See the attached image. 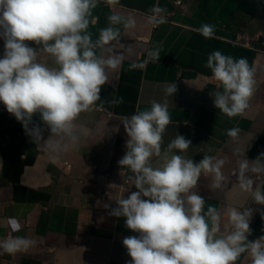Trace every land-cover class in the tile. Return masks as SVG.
Listing matches in <instances>:
<instances>
[{
  "label": "crops",
  "instance_id": "obj_1",
  "mask_svg": "<svg viewBox=\"0 0 264 264\" xmlns=\"http://www.w3.org/2000/svg\"><path fill=\"white\" fill-rule=\"evenodd\" d=\"M153 13L159 16L154 26ZM111 14L133 22L114 26L120 33L111 52L107 47L96 49L119 62L106 67L99 98L78 114L80 134L69 147L53 156L33 143L0 103V239L19 235L34 241L15 253L0 252V264H125L131 260L122 238L137 233L124 225L123 216L109 212L116 206V195L123 192L126 197L136 190L129 170L117 163L126 151L123 122L153 100L167 103L170 121L162 133L161 154L150 157V163L159 166L171 154L165 146L177 134L190 140L183 150L186 158L198 161L208 154L222 159V186L213 188L212 175L202 174L194 190L204 197L206 208L218 210L224 231L231 228L227 209L236 206L252 210L248 238L264 235V205L242 191L236 180L240 159H247L250 166L264 164V0H96L86 29L92 40L109 24ZM202 24L213 26L210 37L201 35ZM153 48L159 50L157 59L147 55ZM214 49L245 57L253 69L248 106L231 117L216 109L210 95L222 87L205 66ZM40 55L52 63L46 54ZM173 81L176 90L166 97L163 89ZM32 119L46 138L47 126L38 114ZM230 128L237 129L235 137L227 134ZM247 175L253 188L259 186L264 192V172L249 170ZM8 217L19 222L18 231L9 228ZM234 264H249V257L241 253Z\"/></svg>",
  "mask_w": 264,
  "mask_h": 264
},
{
  "label": "clouds",
  "instance_id": "obj_2",
  "mask_svg": "<svg viewBox=\"0 0 264 264\" xmlns=\"http://www.w3.org/2000/svg\"><path fill=\"white\" fill-rule=\"evenodd\" d=\"M95 4L96 0H0V103L21 123L33 143L53 156L78 139V114L99 98L106 67L119 62L116 56L98 54L96 49L107 47L111 52V44L120 33L114 26L133 22L111 14L109 24L92 40L86 29ZM199 31L210 37L213 26L202 24ZM41 53L52 63L42 60ZM147 55L157 59L159 50L150 49ZM205 66L222 86L210 92L216 109L230 117L242 113L254 83L247 59L214 49ZM175 90L173 81L163 92L167 97ZM33 114L47 126L46 138L41 125L33 122ZM169 121L167 103L153 100L148 108L133 112L123 122L126 151L117 163L129 170L136 190L126 197L123 192L116 195V206L109 214L123 216L124 225L137 233L122 238L131 257L125 264H234L241 253L247 254L249 264H264V235L248 238L252 210L229 207L227 223L231 228L224 231L218 210L206 208L204 197L194 190L202 174L212 175L213 188L222 186V159L208 154L198 161L186 158L183 150L190 140L177 134L165 146L171 154L164 156L159 166L150 163V157L161 154L162 133ZM226 131L229 136L237 135L235 128ZM249 170L264 172V164L250 166L247 159H240L238 186L264 205V192L259 186L253 188ZM7 224L13 232L20 228L15 217H8ZM33 242L27 236H8L0 239V252L15 253Z\"/></svg>",
  "mask_w": 264,
  "mask_h": 264
},
{
  "label": "built area",
  "instance_id": "obj_3",
  "mask_svg": "<svg viewBox=\"0 0 264 264\" xmlns=\"http://www.w3.org/2000/svg\"><path fill=\"white\" fill-rule=\"evenodd\" d=\"M177 3H179L178 1H177ZM153 26L155 25V23H156V20L159 18V16L156 14V13H153ZM64 165L66 166V167H68L69 166V163L68 162H64Z\"/></svg>",
  "mask_w": 264,
  "mask_h": 264
}]
</instances>
